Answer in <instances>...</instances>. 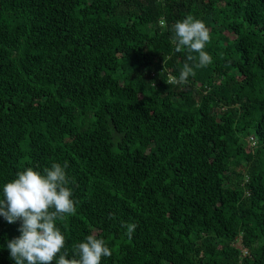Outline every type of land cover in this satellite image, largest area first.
<instances>
[{
    "label": "trees",
    "instance_id": "16d2710c",
    "mask_svg": "<svg viewBox=\"0 0 264 264\" xmlns=\"http://www.w3.org/2000/svg\"><path fill=\"white\" fill-rule=\"evenodd\" d=\"M188 15L212 63L178 85ZM64 161L69 256L95 234L101 264H264V0H0V198Z\"/></svg>",
    "mask_w": 264,
    "mask_h": 264
},
{
    "label": "clouds",
    "instance_id": "9594fccd",
    "mask_svg": "<svg viewBox=\"0 0 264 264\" xmlns=\"http://www.w3.org/2000/svg\"><path fill=\"white\" fill-rule=\"evenodd\" d=\"M171 43L175 51L187 50L197 56L188 55L190 66L183 65L179 78L169 77V82L178 85L188 83L194 77V69L207 67L212 56L205 50L211 43L212 35L206 24L188 15L172 26ZM68 161L53 163L43 172L28 167L16 174V178L4 184L0 198V217L9 224L20 222L19 237L7 242L10 258L15 264H101L103 258L113 255L104 239L95 234L85 237L83 242L74 244L73 254L66 250L67 240L58 222L65 221L77 213V201L73 199L74 180L67 175ZM125 235L131 239L136 224L122 225Z\"/></svg>",
    "mask_w": 264,
    "mask_h": 264
},
{
    "label": "rangeland",
    "instance_id": "374dc122",
    "mask_svg": "<svg viewBox=\"0 0 264 264\" xmlns=\"http://www.w3.org/2000/svg\"><path fill=\"white\" fill-rule=\"evenodd\" d=\"M251 146H252V147L256 146L254 140H252V144H251Z\"/></svg>",
    "mask_w": 264,
    "mask_h": 264
}]
</instances>
